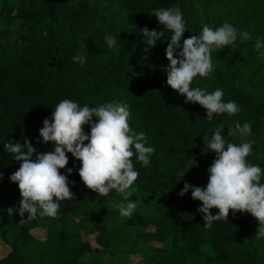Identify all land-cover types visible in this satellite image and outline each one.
Instances as JSON below:
<instances>
[{
    "label": "trees",
    "instance_id": "1",
    "mask_svg": "<svg viewBox=\"0 0 264 264\" xmlns=\"http://www.w3.org/2000/svg\"><path fill=\"white\" fill-rule=\"evenodd\" d=\"M112 1L117 14L114 4L105 7L101 0H0V199L17 207L21 200L18 185L10 181L21 162L4 151L7 141L27 139L40 153L53 151L39 131L60 101L70 99L81 107L116 102L129 105L130 127L143 132L145 146L155 149L146 167L132 157L139 176L129 199L137 211L121 217L114 206L121 196L112 191L100 197L88 189L78 174L81 162L69 153L60 172L67 175L74 199L60 202L56 219L20 223L18 216L1 222L0 240L10 250L0 264H128L122 260L133 254L143 259L141 264H264V240L255 239L258 221L251 214L234 216L230 210L228 221L205 228L197 212L201 202L192 200L191 191L179 195L185 183L206 187L215 153L205 152L204 139L221 125L227 137L236 122L251 123L254 153L247 161L264 169V57L255 50V39L264 40V0ZM174 6L183 13L184 39L199 35L204 24L215 29L224 22L252 34L251 40L238 38L215 49L214 71L191 85L208 92L222 89L223 101L240 107L236 115L214 114L209 122L205 109L186 103L167 85L165 50L172 33L165 31L151 48L141 30L164 31L150 13ZM106 36L116 38L112 49ZM77 52L86 57L83 65L73 62ZM83 130L90 135L89 125ZM239 138L227 140L237 144ZM203 176L207 181L198 183ZM151 201L156 206L148 210ZM147 226L156 231L140 234ZM37 229L47 231L43 242L32 236ZM94 238L100 247L92 245ZM128 242L131 248L123 251Z\"/></svg>",
    "mask_w": 264,
    "mask_h": 264
},
{
    "label": "clouds",
    "instance_id": "2",
    "mask_svg": "<svg viewBox=\"0 0 264 264\" xmlns=\"http://www.w3.org/2000/svg\"><path fill=\"white\" fill-rule=\"evenodd\" d=\"M150 14L156 17L164 31L143 28L141 32L147 38V46L154 47L165 31L172 33L165 50L169 61L165 69L167 85L185 97L186 103L198 104L205 109L209 122L214 119V114L215 117L222 114L231 117L240 112V107L234 101H223L222 89L208 92L191 85L197 76L206 78L214 71L211 54L215 49L234 45L238 38L241 42L251 40L252 34L248 30L239 31L231 23L224 22L215 29L204 24L199 35L184 39L187 29L179 6L167 9L161 7ZM43 35L47 36L48 33L44 32ZM105 41L109 49L116 45L113 36H106ZM262 49L264 40L257 37L255 50L260 57H264ZM85 61L86 57L79 52L73 57L74 63L83 65ZM130 116L127 103L111 102L96 107H81L70 99H64L56 105L51 118L43 121L39 131L44 144L51 142L54 145L53 151L40 153L31 141L23 137V144L7 141L4 151L11 154L15 161L21 162L19 169L10 176V181L18 185L21 200L18 209H7L8 216L12 217L18 212L20 223L37 218L59 217L60 202L74 199L67 175L60 172L69 163L67 154L70 153L81 162L78 174L83 184L100 197H108L109 193L115 191L122 197L120 202L115 203V208L121 217L130 218L137 205L129 198L136 191L133 185L139 176L132 157L135 156L146 167L155 152L153 147L145 146L147 141L143 132L132 130ZM84 125L90 126V135L85 134ZM251 128L250 122L243 125L236 122L229 128L227 137L239 136L243 141L240 144L228 142L227 137L222 135V125L213 131L210 138L204 139L205 152L215 153V159L207 170L208 183L206 187L185 183L179 195L183 197L191 191L192 200L201 202L202 206L197 212L203 215L205 228L210 229L213 222L228 221L230 210L234 216L237 213L251 214L258 221L255 239L260 241L264 240V183H261L264 169L247 161L254 142L243 138L252 135ZM72 171L67 169L68 175ZM2 178L0 173V180ZM211 209H218V214L212 215ZM25 213L28 214L26 220Z\"/></svg>",
    "mask_w": 264,
    "mask_h": 264
},
{
    "label": "rangeland",
    "instance_id": "3",
    "mask_svg": "<svg viewBox=\"0 0 264 264\" xmlns=\"http://www.w3.org/2000/svg\"><path fill=\"white\" fill-rule=\"evenodd\" d=\"M101 3L102 4H104V6L105 7H110L111 6V4H114L113 6H112V8H114V10H113V13L114 14H117L118 12H119V7L115 4V3H113V1L112 0H101ZM106 15H108V14H106ZM119 16V15H118ZM117 17V16H116ZM230 130V129H229ZM244 140H246V141H253L254 142V139L251 137V136H249V137H245V138H243ZM243 141L241 140V138H239L238 140H237V144H240V143H242ZM253 150H251V153H250V155H249V157H251L252 155H253ZM194 169V166H190V171H192ZM207 181V178L206 177H202V178H200L199 179V181H198V183H205ZM197 183V184H198ZM11 201H6V200H1L0 199V210H2V211H0V216H2V220H0V223L1 222H5V221H8L9 222V220H15L18 216H19V214H18V212H16V213H14L13 215H12V217H9L8 216V214H7V209L9 208V207H15V208H17L18 209V207L13 203L12 204V202L10 203ZM156 202L155 201H151V202H149L148 203V205H149V207H148V210L150 209H153L156 205ZM12 205V206H11ZM137 208V207H136ZM134 211H137V210H134ZM138 211H140V210H138ZM145 214H147V212L145 213ZM45 225H47V226H49V223L47 222ZM156 231V229H155V227H152V226H147V227H145V228H143L142 230H139V232H140V234H145V235H149V234H152V233H154ZM32 236L36 239V240H38V241H40V242H43L44 240H45V238L47 237V231H46V229H37V230H33L32 231ZM85 240H87V238L85 239ZM142 241V240H141ZM140 241V242H141ZM0 242H1V240H0ZM91 242H92V245L93 246H95V247H100V246H97V244H96V242H95V238L94 239H92L91 240ZM2 245H3V247L4 248H6L7 249V251L9 252V247H7V245H5V244H3L2 243ZM150 246L151 247H154V248H160L161 247V245H159V244H157V243H150ZM131 247L129 246V242L126 244V245H124V246H121V249H123V251L124 250H129ZM8 252L7 253H4L3 252V250H0V258L2 257V256H6L7 254H8ZM6 254V255H5ZM2 258H4V257H2ZM125 258V260H122V262H128V264H141V263H143V259L140 257V256H138V255H136V254H133V255H129V257L127 258V257H124Z\"/></svg>",
    "mask_w": 264,
    "mask_h": 264
},
{
    "label": "crops",
    "instance_id": "4",
    "mask_svg": "<svg viewBox=\"0 0 264 264\" xmlns=\"http://www.w3.org/2000/svg\"><path fill=\"white\" fill-rule=\"evenodd\" d=\"M11 206H12V205H11ZM2 243H3V242L1 241V242H0V250H3L4 253H7L8 251H7L6 248L3 247ZM3 244H4V243H3ZM8 253H9V252H8ZM5 255H6V254H5ZM6 256H7V255H6ZM6 256H2V257L5 258ZM2 257L0 258V261L4 259V258H2Z\"/></svg>",
    "mask_w": 264,
    "mask_h": 264
}]
</instances>
